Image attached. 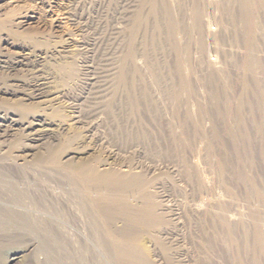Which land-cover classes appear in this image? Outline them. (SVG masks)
Listing matches in <instances>:
<instances>
[{
    "label": "rangeland",
    "instance_id": "obj_1",
    "mask_svg": "<svg viewBox=\"0 0 264 264\" xmlns=\"http://www.w3.org/2000/svg\"><path fill=\"white\" fill-rule=\"evenodd\" d=\"M253 10L248 22L242 0H0V201L61 224L9 229L0 264L109 263L92 247L98 233L79 229L80 192L143 200L138 188L82 190L74 173L90 166L142 180L160 221L130 234L152 264H264V209L220 175L240 137L264 153V5ZM63 226L88 239L81 260ZM121 229L118 216L103 227Z\"/></svg>",
    "mask_w": 264,
    "mask_h": 264
},
{
    "label": "bare ground",
    "instance_id": "obj_2",
    "mask_svg": "<svg viewBox=\"0 0 264 264\" xmlns=\"http://www.w3.org/2000/svg\"><path fill=\"white\" fill-rule=\"evenodd\" d=\"M261 3L264 5V0H262V2H258L257 0H242V4L246 13L245 19L248 20V22H250V19L253 17V9ZM171 28L173 29V26H171ZM248 31L250 33L252 29L249 27ZM173 40L175 41V36ZM131 55L132 51L129 52V54L125 57L129 58ZM179 57L181 58V56ZM175 64L177 63L175 62ZM244 65L249 71H251V69L256 67L257 64L254 61V58L251 55H248L245 59ZM178 68L179 70L176 73L178 80H180L179 82H182L185 87L186 80L184 79V75L186 74L183 75V68L180 63H178ZM238 140L239 142L233 146L235 147L234 156L237 159V165L232 171V174H228L224 170H221L225 168V161L221 162L219 160V165L221 167V178L225 180V178L229 177L236 182H240L241 185L247 187L251 186L252 199L260 203L264 209V187L259 186L255 179L257 177L256 172L260 171V173H264V153L261 152L256 155L252 154L250 151V145L248 144L247 138L245 136L242 138L240 137ZM74 178V180L77 182H75L76 185L80 186L82 190L83 187L85 189L91 188L97 190L106 189L107 187H114L113 189L115 192H118L121 189L126 190L132 188H138L140 190V196L144 202L142 201V204L138 206L131 205L126 201V198L122 199L119 196L118 199H115L113 197L116 196L112 195H109L107 202L104 201V196H101L96 197V200H93L89 203L87 201L89 194L85 191L80 192V217H78V222L80 224L79 229L82 230L81 226L87 222L85 225L87 226V224H89L91 228L98 233L96 244L91 246L96 252H98V255H100L102 259L105 258L106 260L107 258L109 262L108 264H152V262L148 260L146 255L139 248L137 237L130 234V229L134 225L144 227L149 223L160 221V216L157 213L156 206L152 202L150 194H147L146 191H144L145 188L144 184H142V180L131 174H118L112 171H99L94 166L79 168L76 173H74ZM211 198L214 199L215 196L211 195ZM192 209H195V211L199 210L200 205L197 203L193 204ZM26 210H28V213H24ZM253 215V217L256 218V214ZM113 216L120 217L125 223L126 229H121V231L119 230L115 235L104 233V225ZM53 220L55 224L61 225L53 218L41 219L39 212H37L34 207L29 209L25 203L19 200L0 201V240L3 241L9 237L7 236L10 233V231H8L9 229H15L12 232L13 234L20 230H30L38 233L40 231L38 226L39 224L45 227V234L52 233ZM83 220H85L84 223H82ZM63 227L68 233L69 237L67 241L69 243L77 244L79 242V250L75 251V253L81 260L85 254L91 252L89 245H87L88 239L85 237L84 233L73 227ZM258 229L256 230V235L254 234L258 243L257 246L263 247L264 237ZM50 235L53 236L52 234ZM54 240L56 241V238L53 236V242ZM61 244L65 246V243L63 244L61 242ZM46 245L47 244L45 241L40 243L39 247H37L36 251L34 252V257L37 253H39V251H42ZM0 247H2L1 244ZM18 252L19 251H12L10 253L11 261L18 259ZM64 257L66 258L62 261L53 260L51 258L46 260L43 264H70L71 257L67 254H65Z\"/></svg>",
    "mask_w": 264,
    "mask_h": 264
}]
</instances>
